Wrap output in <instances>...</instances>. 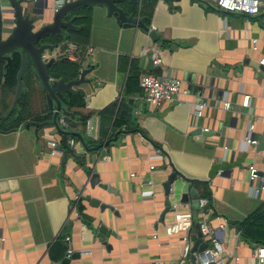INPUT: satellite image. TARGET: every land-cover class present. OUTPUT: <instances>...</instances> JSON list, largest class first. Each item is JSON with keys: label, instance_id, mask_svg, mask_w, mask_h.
Listing matches in <instances>:
<instances>
[{"label": "crops", "instance_id": "crops-1", "mask_svg": "<svg viewBox=\"0 0 264 264\" xmlns=\"http://www.w3.org/2000/svg\"><path fill=\"white\" fill-rule=\"evenodd\" d=\"M30 1L44 10L41 26L52 23L55 0ZM0 2L1 12L8 11L9 1ZM131 5L136 4L119 7L140 19L130 13ZM140 27L126 28L106 7H93L86 47L94 52L76 63L81 75L86 72V83L75 90L86 99L81 112L91 115L80 130L92 141H103L100 150L87 152L79 141L70 147L54 123L31 120L17 131L0 132V264H62L69 249L76 256L71 264H193L192 257L183 259L182 237H168L164 230L176 214L186 213L194 214L196 224L206 221L215 230L228 264H235L233 257L240 258L239 264H255V248L243 243L231 225L264 207V192L252 196L249 175L252 165L264 174V66L259 64L264 59V11L249 17L216 10L204 0H158L150 32ZM151 32L157 33L156 40ZM64 44L52 46L45 62L60 59L55 54ZM155 58L160 65H154ZM122 59L124 66L128 63L126 70L120 68ZM132 65L140 81L165 74L181 80L188 92L184 102L154 108L141 104L139 96L126 98ZM34 71L23 82L31 114L54 115ZM16 90L4 100L0 85L2 119ZM245 97H250L249 108L243 107ZM122 102L133 110L132 126L113 131L110 125L103 135L100 114ZM135 125L146 136L134 131ZM251 126L258 145L245 142ZM52 141L59 143L57 152L49 146ZM174 173V192L167 197L165 184ZM93 174L116 194L92 188ZM188 183L200 201L207 199L208 189L212 202L199 211L192 200L182 204ZM78 196L91 226L74 214ZM93 200L113 206L118 215L91 206ZM195 226L190 233L193 247L199 239ZM102 227L110 232L103 242L98 237ZM62 238L67 248L56 247Z\"/></svg>", "mask_w": 264, "mask_h": 264}, {"label": "trees", "instance_id": "trees-1", "mask_svg": "<svg viewBox=\"0 0 264 264\" xmlns=\"http://www.w3.org/2000/svg\"><path fill=\"white\" fill-rule=\"evenodd\" d=\"M172 1V0H169ZM158 0H142L141 5H131L130 13L135 16H139L143 20V26L140 28L145 32H150L151 23L154 16V12L157 6ZM92 12L93 8H82L76 12L67 14L65 17L66 21L74 20V28L66 31L65 35L62 36H51L46 38L42 44L51 45L58 47L65 42H71L80 46H86L90 40L91 24H92ZM250 17V16H249ZM12 62L9 67H6V62H2L0 66V85L1 95L5 100L10 94L14 93L18 86V74L22 65V56L20 52H15L11 55ZM124 60L120 61V68L125 70L128 67V63ZM32 70L34 68L32 64H29V68L23 78V82L27 79L32 78ZM35 72V71H34ZM48 76L50 80L55 82L63 81L64 83L74 82L81 77V67L76 63L69 62L63 58L57 59L48 69ZM140 72L135 65L131 66V71L128 76L127 84L124 89V96L130 98L133 96H140L143 91L140 87ZM62 113L64 116L68 128L65 129L60 124L61 116L58 118L57 128L58 131L65 137L68 142L71 139L79 141L85 147L87 152L94 153L103 146L104 142H95L86 137V135L80 130L81 127L85 126L91 115H85L81 111L86 108V99L82 92L68 94L66 97L62 96ZM132 113L131 107L126 105L124 102L116 103L109 108L105 109L101 114L102 118V131L103 135L112 125L113 131H117L123 127L132 126ZM34 120L40 125L51 124L54 121V115L52 113L47 116H41L33 118L30 109V100L28 95L24 92L18 103L17 109L7 119H2L0 116V132L8 133L17 131L20 128L26 126L28 122ZM136 132H140L146 136L141 129L135 125ZM112 137V135L110 136ZM110 141L108 138L107 142ZM64 146V145H63ZM62 146V147H63ZM68 146V145H67ZM66 146L67 149H69ZM65 147V146H64ZM196 187L202 184L193 182ZM206 190L204 195L210 202H212V195ZM79 217L82 219L86 226L89 224V219L84 215V207L81 202L78 203ZM232 228L236 229L240 234V239L246 245L251 248H256L257 245L264 246V207H261L256 212L251 214L245 221L231 225ZM65 238H62L58 248L66 246Z\"/></svg>", "mask_w": 264, "mask_h": 264}, {"label": "water", "instance_id": "water-1", "mask_svg": "<svg viewBox=\"0 0 264 264\" xmlns=\"http://www.w3.org/2000/svg\"><path fill=\"white\" fill-rule=\"evenodd\" d=\"M9 10L6 12L0 11V66L2 62H7V67L11 65V55L15 52H20L22 56V65L18 74V86L16 90L15 100L9 113L3 117L7 119L17 109L19 100L24 91L23 78L31 63L35 72L39 76L47 93V100L50 110H55L54 125L57 127L58 118L62 113V102L58 94L66 97L68 94L78 93L75 88H79L86 83V72L82 73L79 80L64 83L63 81L52 83L48 76V69L53 64L54 60L48 63L44 60V55L52 48L51 45L42 44V42L51 36L65 35L66 31L74 28L73 20L66 21L67 14L76 12L82 8H93L96 6L106 7L110 16H115L118 22L126 27L143 26V20L128 16L127 13L119 7L120 3L131 2L133 4L139 3L140 0H75L71 3L65 4L54 14L52 23L41 26V21L44 18V10L41 9L39 3L33 5L30 0H8ZM48 9V4L45 7ZM8 12V13H7ZM9 14L10 17H6ZM154 40L158 38L156 32H151ZM132 103V101H131ZM117 141V138L115 139ZM66 143V140H65ZM262 145L264 146V138ZM176 174H172L165 184V192L167 197L174 186ZM92 188L99 187L100 189L108 192L109 194H116L114 190L101 184L100 176L93 174L90 179ZM192 200V206L195 211L200 210V196L196 189H193L191 184L188 183L183 188L182 204H188ZM91 206L99 208L102 212L110 210L115 212V208L99 200H93ZM170 209H166L161 215L160 222H164L165 216ZM116 213V212H115ZM118 215V213H116ZM198 232V241L191 250L193 260L196 253H202L208 248V244L204 242L203 233L199 224H196ZM105 227L100 229L98 237L103 242L106 237H110V232ZM76 256L65 258L62 264H71Z\"/></svg>", "mask_w": 264, "mask_h": 264}, {"label": "built area", "instance_id": "built-area-1", "mask_svg": "<svg viewBox=\"0 0 264 264\" xmlns=\"http://www.w3.org/2000/svg\"><path fill=\"white\" fill-rule=\"evenodd\" d=\"M75 0H55V12L62 8L65 4L71 3ZM210 7L225 12L229 14H242L246 16H258L261 12L264 11V0H204ZM2 10V4L0 2V11ZM94 52V49L91 47L80 46L75 43L66 42L63 47L59 48L55 56L58 55L59 58H63L72 63H80L81 56L90 55ZM155 66L160 65L161 60L155 58L153 60ZM261 66H264V59L259 62ZM140 87L143 91V94L139 96L138 100L143 105H148L154 108H159L165 102H174L177 104H182L183 97L188 95L187 90L183 88V83L178 78L165 74L161 76L157 75H147L144 76L140 81ZM250 106V97H245L243 101V107L249 108ZM226 110H230L231 105L229 103L224 104ZM60 124L63 128L67 129L68 124L66 123L65 117H61ZM254 127L251 126L245 134V142L248 145H258V142L253 138ZM70 147L76 145V141L71 139L68 141ZM49 146L53 148L54 152L58 151L59 143L57 141L49 142ZM264 161V152L262 155ZM250 182L252 184V196H257L261 192H264V174H261L259 170L254 166L249 167ZM135 177V176H132ZM174 190L173 188L170 191L172 196ZM80 201L78 196L75 201L76 215L79 216L77 211V206ZM210 201L208 199L200 201V208L208 206ZM171 205V204H170ZM174 208H176L174 206ZM202 216H205L202 213ZM196 219L194 214H176L175 221L171 225L165 226L164 230L168 237L181 236L185 244L183 259L190 260L192 257L191 250L193 248L191 244L190 233L192 228L196 225ZM204 242L208 244V248L202 253H196L194 255L193 264H228L224 257V252L222 249L221 242L218 238V234L206 221L199 223ZM226 226H222V229H225ZM155 238H158L156 232ZM67 242H71L70 238L66 239ZM73 250L69 249L67 253V258L73 256ZM233 263L239 264L240 258L233 257ZM252 260L255 264H264V246L257 245Z\"/></svg>", "mask_w": 264, "mask_h": 264}]
</instances>
